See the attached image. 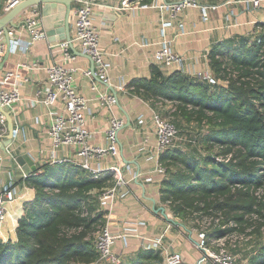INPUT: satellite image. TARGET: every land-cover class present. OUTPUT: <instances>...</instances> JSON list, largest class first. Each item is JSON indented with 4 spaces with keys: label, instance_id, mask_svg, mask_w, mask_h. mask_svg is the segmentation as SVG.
I'll use <instances>...</instances> for the list:
<instances>
[{
    "label": "crops",
    "instance_id": "1",
    "mask_svg": "<svg viewBox=\"0 0 264 264\" xmlns=\"http://www.w3.org/2000/svg\"><path fill=\"white\" fill-rule=\"evenodd\" d=\"M122 1L100 0L92 13L100 47L108 63L107 81L96 75V66L92 71L91 59L80 51L76 43L73 45L79 53L71 48L76 58L67 60L64 57L59 45L62 39L58 38L62 35L58 26L65 10L61 3L52 5L50 15L44 19L53 28L57 27L52 35L55 41L50 42L46 36L45 40L25 48L29 35L21 22L31 8L37 7L43 23L40 5H31L17 16L18 25L10 28L9 48L4 33L0 34V43H3L0 78L6 70H16L20 74V98L11 110L14 136L5 147L1 146L5 138L0 136V186H11L15 190V198L7 206L6 220L0 226V238L16 239L18 219L26 213L24 204L35 196V188L26 179L28 175L35 173L53 156H67L75 164L83 162L74 148L64 146L53 151L48 124L51 114L61 110V104L44 103L42 96L36 94L46 84L45 67L57 62L74 68L73 84L88 100L87 129L92 144L105 142V129L111 115H122L125 122L127 115L130 121L118 132L117 158L104 156L89 161L92 169L104 172L113 165L119 166L126 181L114 200L100 202V209L106 211L104 225L114 233L127 234L128 244L123 238H118L114 251L129 263L139 249L151 245L163 234L159 247L163 257L166 252H180L184 264H211L209 259H203L201 250L196 247L198 227L191 221L182 223L160 199L164 174L155 171L152 158L156 140L152 113L172 103L143 100L129 91L128 84L134 78L149 76L150 65L154 63L153 53L163 45L182 57L180 63L162 69L164 72L179 70L189 76H197L211 71L208 53L215 45L236 35L254 32L261 28V24L264 25V0L257 7L250 0H200L201 4L216 6L206 12L198 6L187 7L164 30L161 13L153 4L170 3L172 0H130L126 7L122 6ZM5 2L0 0V15L5 11ZM72 7L73 2L71 10ZM162 16L167 18L168 13ZM72 32L70 20V34ZM120 86H124L123 89ZM113 90L116 91V102L111 106L101 104L98 94L113 93Z\"/></svg>",
    "mask_w": 264,
    "mask_h": 264
},
{
    "label": "trees",
    "instance_id": "2",
    "mask_svg": "<svg viewBox=\"0 0 264 264\" xmlns=\"http://www.w3.org/2000/svg\"><path fill=\"white\" fill-rule=\"evenodd\" d=\"M208 57L213 75L226 84L151 63L149 76L132 79L129 91L171 102L177 130L192 121L207 129L189 134L185 148L172 144L161 153V201L182 223L199 227L212 218L209 238L249 237L230 249L244 252L247 264H264V25L222 41ZM26 179L35 196L24 204L16 239L0 238V264L97 263L92 234L105 224L99 195L113 184V172L94 177L79 164L45 162ZM162 262L159 250L141 248L119 264Z\"/></svg>",
    "mask_w": 264,
    "mask_h": 264
},
{
    "label": "built area",
    "instance_id": "3",
    "mask_svg": "<svg viewBox=\"0 0 264 264\" xmlns=\"http://www.w3.org/2000/svg\"><path fill=\"white\" fill-rule=\"evenodd\" d=\"M22 0H6L4 10L7 11L15 4ZM100 0H72L73 7L70 13L73 32L70 40L62 39L59 45L63 51V55L67 60L76 58V53L71 50L70 42L76 43L80 51L90 56L96 66V75L102 80H108V63L106 54L100 47L99 32L93 23L92 13L94 6ZM130 0H123L122 6H129ZM253 6L257 7L261 4V0H250ZM190 6H198L206 12L208 8H213L215 4H201L200 0H172L170 3H154L155 7L161 13L162 29L172 23L182 10ZM167 18L162 16L167 14ZM22 25L28 32L29 38L25 42V48L33 46L36 42L46 39V33L40 21L39 10L37 7L31 8L24 16ZM9 30V35L11 34ZM3 31L0 30V34ZM3 51V43H0V58ZM153 62L161 69L169 68L176 63L182 61L179 53L173 51L169 46L163 45L153 53ZM74 68L66 67L62 63H52L45 67L46 84L38 92L37 95L42 96V101L47 104H61V110L51 114V120L48 124V134L51 140L53 151H58L64 146L74 148L75 154L82 158L80 163L83 168L90 171L94 177H99L104 171L92 169L89 161L91 159H100L104 156L117 158L119 155L118 149V132L125 124V118L122 115H111L108 119V125L105 129V142L102 144H92L89 130L87 129V98L81 94L74 86ZM87 74L91 72L88 70ZM199 77L206 80L210 84L219 83L211 71H204L198 74ZM20 74L16 70H6L0 78V105L8 110H12L13 106L18 103L20 92L18 80ZM9 83L6 87L4 84ZM222 84H226L223 80ZM124 86H120L123 89ZM98 98L101 104L111 106L116 102V97L113 93H99ZM152 124L155 133V147L152 153V158L155 161V171L164 174L165 167L160 162L161 153L172 145V141L177 133L175 124L164 117L160 111L154 110L152 113ZM7 132L6 118L0 112V136H4ZM70 161L67 156L57 158L53 156L46 162L60 163ZM71 162V161H70ZM45 163V162H44ZM110 170L115 175V182L112 186L105 188L99 195L101 203L114 200L119 191L125 186L123 172L117 165L110 167ZM15 198V190L11 186H0V226L6 220L8 213V203ZM19 220V219H18ZM218 218H214V223L218 222ZM18 224V223H17ZM212 224V218L205 217L199 223L197 229L198 239L196 247L201 250L203 259L210 260L211 264H236L235 255L227 247V238L231 235L243 237L238 234H229L218 238H209L206 234L208 227ZM161 234L155 239L147 249L159 250L161 253ZM118 238H123L124 243L127 242V234L114 233L109 226L103 225L98 229L94 238V246L98 252L97 263L119 264L122 258L113 249L115 241ZM167 264H178L182 261L180 252H166L163 260ZM93 263V264H97Z\"/></svg>",
    "mask_w": 264,
    "mask_h": 264
},
{
    "label": "water",
    "instance_id": "4",
    "mask_svg": "<svg viewBox=\"0 0 264 264\" xmlns=\"http://www.w3.org/2000/svg\"><path fill=\"white\" fill-rule=\"evenodd\" d=\"M58 3H61L65 6V10L61 14L62 20L60 22V26H58V28H60L59 31L62 33V35H60L58 38L70 40V38H71V34H70V10H71V5H72V0H22L21 2L15 4L9 10L4 11L0 15V30H2L4 33V36H5L4 40H6V42L8 44V48L10 46V36H9L10 28L18 25V23L16 22L17 16L25 8H27L31 5H40L41 6V13L43 15L42 16L43 17L42 18V22H43L42 27L45 30L47 39L50 42L55 41V39L52 38L53 37L52 35L55 32L54 29H57V27L53 28V26L46 23L44 19H45V16L50 15L51 9L53 7L52 5H57ZM70 46L73 49V51H75L76 53H79L78 51H76L74 45L71 42H70ZM8 48H7V52L9 51ZM85 55L90 58L89 55H87V54H85ZM91 63H92V71L94 72L95 64H94L92 59H91ZM113 94L116 97V91L115 90H113ZM0 112L3 113V115L6 118L7 132L4 134L5 140H3L1 143V146L5 147L6 145H8L11 142V140L14 136L15 125H14V121H13V116L11 115V110H8V109H6L0 105ZM129 123H130L129 118L126 115V122H125L124 126L129 125ZM162 264H167V261L164 259ZM178 264H184V263L180 262Z\"/></svg>",
    "mask_w": 264,
    "mask_h": 264
},
{
    "label": "rangeland",
    "instance_id": "5",
    "mask_svg": "<svg viewBox=\"0 0 264 264\" xmlns=\"http://www.w3.org/2000/svg\"><path fill=\"white\" fill-rule=\"evenodd\" d=\"M222 81L223 80H219V83H221ZM171 105L168 104L165 107H163V109L160 110V113L169 120H176L177 117H175V115L173 114L172 111L174 108H173V105L172 106ZM178 118L183 119V117L182 118L178 117ZM183 123H185V120ZM206 131H207L206 127H203V126L199 127L195 122L192 121L183 130H180V129L177 130L176 136L174 137L172 144H174L178 147H181V148H185L187 145V142H188V138L190 137L189 134L191 135L192 138H195V136H198L199 133L204 134ZM99 204H101L100 200H99ZM100 208H101V206H100ZM191 222H193V221H191ZM99 229H100V227H99ZM97 231H95L92 234L93 241H94V238H95ZM248 239H249V237L247 238V237L243 236V237H236L235 238V235H231L230 238H227V241H228L227 247L229 248V250L231 252H233L230 249V246L233 247L235 245V243L247 245ZM233 254L235 255V258H236V264H247L248 263L247 257H244V252H242V251L233 252ZM99 264H106V263H99Z\"/></svg>",
    "mask_w": 264,
    "mask_h": 264
}]
</instances>
